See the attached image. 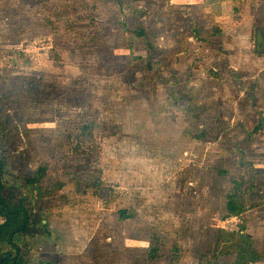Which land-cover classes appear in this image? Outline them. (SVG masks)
<instances>
[{
    "label": "rangeland",
    "instance_id": "1",
    "mask_svg": "<svg viewBox=\"0 0 264 264\" xmlns=\"http://www.w3.org/2000/svg\"><path fill=\"white\" fill-rule=\"evenodd\" d=\"M0 159L25 264H264V0H0Z\"/></svg>",
    "mask_w": 264,
    "mask_h": 264
},
{
    "label": "trees",
    "instance_id": "2",
    "mask_svg": "<svg viewBox=\"0 0 264 264\" xmlns=\"http://www.w3.org/2000/svg\"><path fill=\"white\" fill-rule=\"evenodd\" d=\"M133 34L139 36H146V32L143 29L132 30ZM89 125L84 126L80 134H90ZM82 171L90 170L87 165L79 164L72 165ZM6 173V169L3 161L0 159V264H25L27 251L26 246L21 248L18 242V238L31 234L33 230L32 214L27 205H25L24 198L18 193V191L12 187H9L4 183L3 177ZM44 171L39 169L36 172V177L41 179ZM243 204L236 200V198L228 199L226 202V209L229 213L234 215H240L244 211ZM119 217L124 219L126 211H118ZM245 229L240 227V231ZM242 236V235H240ZM4 239V240H3ZM241 245L238 246L236 251L239 253L238 260L242 258L246 259L247 250L245 245L251 246V240L245 237H239ZM249 241V242H248ZM4 242V244H2ZM160 243L157 237L151 239L147 257L149 260L159 259ZM253 252V251H252ZM253 261L257 257H252ZM236 261V262H237Z\"/></svg>",
    "mask_w": 264,
    "mask_h": 264
},
{
    "label": "crops",
    "instance_id": "3",
    "mask_svg": "<svg viewBox=\"0 0 264 264\" xmlns=\"http://www.w3.org/2000/svg\"><path fill=\"white\" fill-rule=\"evenodd\" d=\"M261 210L264 211V204H259L257 206H254L252 208V210L245 211L244 213H241V215H243L242 219L244 217V214H250V215L245 216V217L248 219V221L251 220L250 221L251 223H254V224L264 223V217H261L262 216ZM263 237H264L263 234L251 236V238H263Z\"/></svg>",
    "mask_w": 264,
    "mask_h": 264
}]
</instances>
